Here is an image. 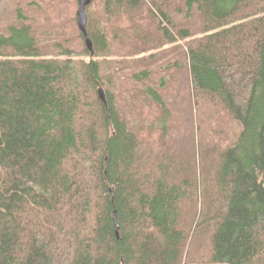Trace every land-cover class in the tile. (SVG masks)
I'll list each match as a JSON object with an SVG mask.
<instances>
[{"label": "trees", "instance_id": "trees-1", "mask_svg": "<svg viewBox=\"0 0 264 264\" xmlns=\"http://www.w3.org/2000/svg\"><path fill=\"white\" fill-rule=\"evenodd\" d=\"M0 4V264H264V0Z\"/></svg>", "mask_w": 264, "mask_h": 264}, {"label": "water", "instance_id": "water-1", "mask_svg": "<svg viewBox=\"0 0 264 264\" xmlns=\"http://www.w3.org/2000/svg\"><path fill=\"white\" fill-rule=\"evenodd\" d=\"M78 2H79V7L77 10L78 26L85 36L88 49L92 51V41L87 31V13H86V8L91 4L92 0H78ZM101 97L105 102V98L103 97V94H101Z\"/></svg>", "mask_w": 264, "mask_h": 264}, {"label": "rangeland", "instance_id": "rangeland-1", "mask_svg": "<svg viewBox=\"0 0 264 264\" xmlns=\"http://www.w3.org/2000/svg\"><path fill=\"white\" fill-rule=\"evenodd\" d=\"M1 9H2V7H1V4H0V12H1Z\"/></svg>", "mask_w": 264, "mask_h": 264}]
</instances>
